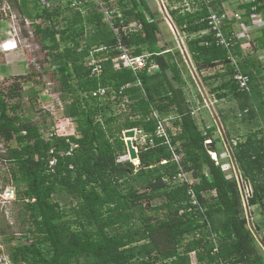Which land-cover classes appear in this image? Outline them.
I'll return each mask as SVG.
<instances>
[{
  "label": "trees",
  "instance_id": "16d2710c",
  "mask_svg": "<svg viewBox=\"0 0 264 264\" xmlns=\"http://www.w3.org/2000/svg\"><path fill=\"white\" fill-rule=\"evenodd\" d=\"M75 1L82 2L80 9L72 7V1L11 0L13 8L34 21V36L47 52L52 73L58 75L57 92L65 101L63 114L76 123L78 137L69 139L78 147L71 156L57 155L55 172L46 173L50 148L59 152L69 144L61 137L45 139L39 126L21 111L22 85L39 82L32 72L30 79L15 81L7 91H0V142L5 145L2 160L11 166L8 181L15 187L21 203L19 216L26 225L22 242L8 248L10 263L191 264L190 253L195 252L198 264H219L221 260L225 264H264V252L255 234L264 228L263 139L256 140L254 132L231 145L241 177L250 184L247 206L257 207L261 216L260 223L252 220L254 231L244 215L236 178L229 177L208 153L211 145L217 152L214 140L206 144L212 138L211 130L200 129L192 116L182 88L187 73L171 49L158 46L159 21L145 0H117L119 16L113 3L104 0L114 15L110 23L91 1ZM195 1V10L177 7L170 9L169 16L187 37L198 33L186 42L196 70L222 65L223 73L216 77L228 79L214 91L227 88L254 99L258 91L253 78L264 73L263 63L243 55L239 41L231 46L239 67L250 78V92L240 91L231 78L235 67L228 50L216 44L212 33L201 34L208 28L204 19L208 8L221 11L225 0ZM31 2L40 6L33 15L24 13ZM54 2L57 5H51ZM241 8L245 10L244 22L256 13L264 17V0H250ZM130 25L135 28L130 29ZM67 39L70 43L64 45ZM255 39L257 48H264V30ZM118 45L132 55L149 54L145 67L136 74L129 68L115 67ZM100 47L104 50L95 57L101 59L102 68L99 74H91L87 57L90 50ZM152 64L158 66L154 73L149 70ZM100 87L106 88L107 94L93 97L91 92ZM115 105L124 107L115 113ZM153 112L159 119L172 117L173 128H166L170 146L181 155L183 170L191 171L197 179L191 187L205 208L206 221L196 207L189 209L187 186L171 183L178 164L164 138L155 135ZM131 128H142L147 139H153V144L148 143L138 153L140 162L166 163L130 172L129 160L119 161L118 156L125 151L123 131ZM208 192L211 196L205 198ZM61 193L71 196L68 208L55 199ZM143 197L150 206L139 202ZM157 198L163 202L153 205ZM150 211L158 217L147 215ZM212 233L218 243L214 253ZM13 239L11 234L8 240Z\"/></svg>",
  "mask_w": 264,
  "mask_h": 264
},
{
  "label": "rangeland",
  "instance_id": "374dc122",
  "mask_svg": "<svg viewBox=\"0 0 264 264\" xmlns=\"http://www.w3.org/2000/svg\"><path fill=\"white\" fill-rule=\"evenodd\" d=\"M101 1L105 7L106 2L104 0ZM110 1L111 3H113V7H115V13L117 14L118 12H120L119 7L116 4L117 0ZM145 2L153 13V15L155 16V19L159 21L158 46L161 45L162 49L164 50L168 48H171L173 50L174 48L177 49L179 51V58L181 59L182 65L184 66L183 70H185V72L187 73V75H185L186 79H191L193 81V84H195L194 79H196L199 84H201V88H203V93L208 94L209 86L207 85L206 81L203 80V77H205L210 70H196V67L190 60V55H188L189 52L186 44L188 38H191V36L187 37V35L182 33L179 28H175L169 16L170 9L177 7L186 8L190 11L195 10L197 8L196 1L145 0ZM105 9L107 8L105 7ZM211 9L216 10L214 8ZM7 10L10 11L11 18H7L8 14L5 12ZM39 10V4L36 2H31L29 3L28 7L24 10V13L29 12L33 15ZM83 10L85 13L86 9ZM109 13V18L110 20H112L114 16L113 12ZM105 21L108 22L107 20ZM245 23L248 26L251 25L250 21ZM33 30L34 21L32 20V18L27 15H22L17 9L13 8L11 0H3L0 2V91H7L9 86L15 81L22 82L27 79H30V77L28 76L33 72V79L38 81L39 83L36 84L32 82H25L22 85L20 99L21 111L25 116L30 117L32 121L39 126V130H41V133L45 134L47 130L51 128L52 121H54V117L60 118L65 116L63 114V104L65 103V101L61 99V96L58 93V75L54 76V74L52 73L50 62L46 56L47 52L46 50L44 51L41 49L42 43L39 42L38 38L34 36ZM254 33L255 32L253 28V30L249 33L251 39L254 36ZM7 40L9 41L8 43H10V46L13 47L14 45H16V47H13V49L9 51H3L1 48V44ZM69 43L70 39L64 41V45ZM238 64H240L239 60L237 66H240ZM232 65L235 67V64L233 62ZM187 85L188 83L186 82L185 85L182 86L184 95L185 97H188V99L190 98V103L192 104L191 107L195 108L194 106L198 104L193 99L195 98L193 94L194 92L193 90L189 89ZM68 99L70 101V98ZM204 99L205 103L207 95L204 96ZM47 108H50L52 115L47 112ZM114 108L115 113H119L123 109L122 106L120 107L118 105H115ZM164 119L167 120L165 126L167 125V128L172 129L173 127L169 116L164 117ZM64 122L66 123V121ZM63 127L67 128L68 132L71 131L70 128L66 126ZM74 133L77 134V131ZM137 135V139L135 140L136 144L144 143L142 132L138 133ZM209 152L211 151L209 150ZM3 155H5V145L3 144V142H0V248L4 250L6 254H8L9 246L16 245L22 242L20 236L23 234L22 230L26 227V225L22 222V217L19 216L21 213V203L17 199L15 187L8 181L10 177L11 166L8 162H4L2 160ZM218 159V163L230 161V158H227L225 160L221 157H218ZM118 160H128L126 147L125 151L123 150V152L119 154ZM233 166L235 167L236 175H241L239 174L236 165ZM225 173H227L229 177H235V174L233 173V170L231 168L225 171ZM237 182L240 193H243L245 188L247 189V186L250 188L249 182L246 181L244 178L241 180H237ZM135 187L139 188V185L135 184ZM11 188L14 189V193H10ZM140 191L142 192L143 189ZM55 199L58 200L62 206L68 208L69 202L71 201V196L67 193H61L59 195H56ZM146 201V197L139 199V202ZM76 202V199L72 200V203L76 204ZM162 202L163 199L161 198L152 200L153 205H158ZM243 210L244 215L246 217H248L249 219L250 216L253 217L254 212L250 210L248 206H246V208L243 206ZM249 210L251 211V214ZM147 215H153V217H158L154 215V213L151 211L148 212ZM68 218L70 219L71 217L68 216ZM11 234L14 236V239L12 241H9L8 238ZM255 234L257 235L256 232Z\"/></svg>",
  "mask_w": 264,
  "mask_h": 264
},
{
  "label": "built area",
  "instance_id": "2783aa9c",
  "mask_svg": "<svg viewBox=\"0 0 264 264\" xmlns=\"http://www.w3.org/2000/svg\"><path fill=\"white\" fill-rule=\"evenodd\" d=\"M65 2L72 1L71 6L76 7L80 9L79 5L82 3L81 1H75V0H64ZM91 1L95 6L103 13L105 20H107L110 23V18H109V11L105 9L104 4L102 3L101 0H88ZM250 0H232L230 2H226V8L222 9L221 11H212L209 10L208 15L204 18L208 24V28L201 32L203 33H212L213 38L216 42L217 45H220L227 50H229L230 46L233 44V38L235 39H240V38H245L246 39V44L249 45V48L251 47V37H250V32L253 28L259 27V25L262 23L263 19L260 14L256 13L251 16V25L248 26L247 24H244L243 22V14H244V9L241 8L242 5L248 3ZM58 2H54L51 5H57ZM99 6V7H98ZM84 13V10H82ZM120 14H118L119 16ZM203 20V18H202ZM12 21V20H11ZM234 23L236 26V29L232 30V33L226 34L224 27L225 25L229 23ZM252 26V29H251ZM130 29H134V25L129 26ZM197 34H191V37H195ZM9 41H5L4 43L1 44V48L3 51H9L12 50L13 47H16L14 45L13 47L10 46ZM117 49L120 51V53L117 55V57L113 60L114 66L116 65L117 68H129L131 69L135 74L136 72L142 70L145 65H146V60L149 57V54H141V55H132L128 49L123 47L122 45H118ZM104 50V47L100 48H95L89 51V64L92 66L91 74H99L101 71V59H97L95 57L96 52H100ZM258 55L259 58L264 62V52L259 53ZM231 61L235 64L234 72L232 74V80L236 84L237 88L240 90H249V84H250V78L247 74L243 73L239 66H237V63L235 59L231 56L230 57ZM151 68V67H150ZM138 84L140 82L138 81ZM107 94V89L104 87H100L94 91L91 92V95L93 97H103ZM112 98H114V95H112ZM124 107V105H123ZM62 108V106H61ZM48 110V111H47ZM47 112L51 114L50 108H47ZM52 115V114H51ZM153 117L157 119V128L155 131V135L158 137H163L165 140V143H167L172 151V159L174 162L178 164V171L177 173L172 177L171 183L174 184H181V185H186L187 186V197H188V202L190 204V208L196 207L197 211L203 215L204 220H207V217L205 215V208L199 203V199L195 195L193 188L191 187L192 184L197 182V179L193 177V174L191 171H185L183 168L180 166V155L177 154L173 147L170 146V141L169 137L166 132L167 125L165 126V123L167 122L165 119H159L157 114L153 112ZM52 120V119H51ZM66 121V123L64 122ZM69 123V124H68ZM53 126V127H52ZM52 126L49 130L44 135L45 139H52L53 137H61L65 138V142L68 143V148L65 150H61L59 152L55 151V148H50L48 152V160H47V165H46V173H54L55 168L58 164V158L57 155L59 156H71L78 147V144L71 141L69 139L70 136H75L78 137L75 130V124L72 120V118L69 117H54V121H52ZM63 126H66L70 128V132H68L67 128H64ZM67 129V132H66ZM41 131V130H40ZM143 134V133H142ZM143 140L146 145L153 144V139L149 138L147 139V136L143 134ZM209 143V141H206V144ZM209 154L212 156V159L215 161L216 164H218L217 161V156L215 155L214 152H209ZM162 164L166 163V160L161 161ZM72 165H70V168ZM221 168L223 171H227L228 169H232L236 180H241L240 176L236 175L235 168L232 167L231 165L227 164H221ZM214 195V193H212ZM251 195V188L247 186V189L241 193V201L243 206L246 208L247 206V198ZM211 196V193H205L204 197L209 198ZM248 219V224L249 227L254 230V226L252 224V219L247 217ZM209 226V225H208ZM210 240L212 243V251L217 252L218 251V243L216 240V234L212 233L210 236ZM190 260L191 264H198V261L196 260V255L195 252L190 253ZM0 264H11L7 254L0 248ZM219 264H225L222 260L219 262Z\"/></svg>",
  "mask_w": 264,
  "mask_h": 264
},
{
  "label": "crops",
  "instance_id": "0c3cea01",
  "mask_svg": "<svg viewBox=\"0 0 264 264\" xmlns=\"http://www.w3.org/2000/svg\"><path fill=\"white\" fill-rule=\"evenodd\" d=\"M230 1L225 0L224 2H222L220 5L221 10L225 9L226 2L228 3ZM209 10H212V9L208 8V13H209ZM250 22H251V17H250ZM244 24L246 23L244 22ZM233 29L235 30L236 26L232 22L225 25L224 27L226 34L232 33ZM263 30H264V19L262 23L259 25V27L254 28L255 33L251 39L250 43L252 44L250 48H249V45L246 44L245 38H240V39L233 38L232 42L233 44H236V41H239L240 42L239 46H240V49L242 50L243 55L245 54V55L254 56L258 62H261L264 65V62L259 58L260 55H258L259 53L264 52V48H257L258 40L256 41L255 39L256 37H259L260 35L263 34ZM159 47H161V45H159ZM230 48L228 50L229 59L232 56L235 59L236 63H238V58L232 54ZM169 49L171 48H168L165 51H169ZM171 52L176 54V59L178 60V58L180 57L179 51L174 48V50L171 49ZM179 65L180 67L184 68L180 58H179ZM149 70L151 73H154L156 70H158V66L156 64H152ZM209 70L210 71L207 73V75L203 77V80L206 81L207 85L209 86V89H208L209 93L208 94L203 93V88H201V84H199V82L196 79H194L195 84L192 83L193 81L191 79H186L188 83L187 87L193 90L194 92L192 93L194 94L195 98L193 97L192 98L194 99V101L197 102L198 105H195L194 106L195 108H193L191 107L192 104L190 103L191 102L190 98L188 99V97H186V99L189 102L190 107L192 109L191 114L195 118L200 129L209 128L211 130L212 138L207 140L209 141V143L207 144H210L211 140H214L215 147L217 149V152H215L214 150V153L217 156V160H219L218 157L219 158L221 157L225 160L227 158H230L229 162L225 161L224 163H221V164L231 165L232 167H234L233 165H236L237 167L235 158L231 150L232 144H235L236 142L244 141L247 135L254 133V132H257L256 140L263 139L264 141V73L261 72V73L254 75V78H253L254 89L258 91V93L254 95V99H251V98L247 99L248 95L246 96L243 93L235 94V93L229 92L227 88H223L217 92L214 91V89L217 86L223 84L225 80L228 79V77L227 78L226 77L225 78L216 77L217 74L223 73L224 69L222 65H218L214 68H209ZM192 85L194 86L195 90ZM250 90H251V86L249 84L248 91H245V90H240V91H243V92L245 91L249 93ZM219 94H225V95L219 98L218 96ZM205 95H207V99H206V102L204 103ZM169 118L171 119L172 117L169 116ZM135 140H134V143L136 144ZM210 148H213V146L212 145L209 146L208 153H209ZM180 159H181V155H180ZM238 176H241V175H238ZM261 177L264 179V173L261 175ZM250 209H252V211L254 212L253 219L252 218L251 219L254 220L255 222L258 221L260 223L259 220L261 219V216L259 214V209L257 207H252ZM256 233H257L256 235L257 243L260 245L262 252H264V228H262L260 232L257 231Z\"/></svg>",
  "mask_w": 264,
  "mask_h": 264
},
{
  "label": "water",
  "instance_id": "95a60500",
  "mask_svg": "<svg viewBox=\"0 0 264 264\" xmlns=\"http://www.w3.org/2000/svg\"><path fill=\"white\" fill-rule=\"evenodd\" d=\"M8 15L7 18H11L10 11H5ZM140 132H143L142 128H131L123 131V139L125 142V147L128 155V160L131 163L130 172L134 173L140 168H152L156 165H159L161 161H151L146 163H141L138 153L141 150L146 149V143L135 144L134 140L136 139V135ZM211 152H214L213 148H210ZM141 192V191H140ZM10 193H14V189H10ZM146 206H150L149 202H146Z\"/></svg>",
  "mask_w": 264,
  "mask_h": 264
},
{
  "label": "flooded vegetation",
  "instance_id": "af4514ba",
  "mask_svg": "<svg viewBox=\"0 0 264 264\" xmlns=\"http://www.w3.org/2000/svg\"><path fill=\"white\" fill-rule=\"evenodd\" d=\"M261 15V17L264 19V17L262 16V14H260Z\"/></svg>",
  "mask_w": 264,
  "mask_h": 264
}]
</instances>
